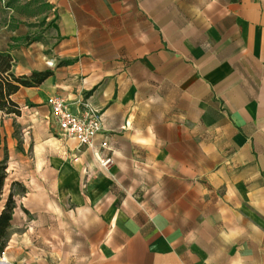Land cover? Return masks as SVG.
<instances>
[{
  "label": "crops",
  "instance_id": "obj_1",
  "mask_svg": "<svg viewBox=\"0 0 264 264\" xmlns=\"http://www.w3.org/2000/svg\"><path fill=\"white\" fill-rule=\"evenodd\" d=\"M14 1L49 29L0 19V52L51 75L0 111L6 182L26 188L11 227L36 240L103 217L124 237L106 264H264V0ZM50 96L100 115L91 147L61 135Z\"/></svg>",
  "mask_w": 264,
  "mask_h": 264
},
{
  "label": "rangeland",
  "instance_id": "obj_2",
  "mask_svg": "<svg viewBox=\"0 0 264 264\" xmlns=\"http://www.w3.org/2000/svg\"><path fill=\"white\" fill-rule=\"evenodd\" d=\"M33 11L34 8H31L30 5L18 6L14 0H0L1 21H6L9 17V20L14 22L16 19L11 15L23 16L26 18L24 23L27 26L36 27L34 33L40 36L43 32L48 31L49 22L42 21L41 18H29ZM23 119L28 120L26 117ZM12 137L16 140L17 149H28L30 152L34 146L32 137L29 134H23L19 126H14ZM53 137L57 138L54 132ZM52 142L55 144V139H52ZM40 144L43 146L44 140H41ZM9 185L10 183L7 181L2 198L7 195ZM127 191L126 188L118 189V196H124ZM15 200H20L18 195L15 196ZM69 207L71 210L73 205L69 203ZM109 225L110 222L103 217L96 222L91 218L80 220L70 214L67 230H59L54 235L44 233L36 240L24 235L23 227L12 226L9 229L6 245L7 247L11 246L8 249L11 252L8 255L1 254L0 260L6 259L10 264H16V262L22 264H106L109 259V241L114 243L124 239L118 232H115V229L109 236ZM97 230H100V237L96 235ZM94 248L95 252H92Z\"/></svg>",
  "mask_w": 264,
  "mask_h": 264
},
{
  "label": "trees",
  "instance_id": "obj_3",
  "mask_svg": "<svg viewBox=\"0 0 264 264\" xmlns=\"http://www.w3.org/2000/svg\"><path fill=\"white\" fill-rule=\"evenodd\" d=\"M11 40L13 42L22 41L23 43H29L35 38L25 36L21 39L12 38ZM12 66L13 58L11 54L8 51L0 52V111L4 114L19 116L20 107L12 101L11 96L21 87H38L51 75V71H33L28 75H15L12 71ZM6 169V157H4L0 160V255L7 245L12 216L16 208L15 196H23L26 192L23 184L18 181H12L7 195L2 198L7 178Z\"/></svg>",
  "mask_w": 264,
  "mask_h": 264
},
{
  "label": "built area",
  "instance_id": "obj_4",
  "mask_svg": "<svg viewBox=\"0 0 264 264\" xmlns=\"http://www.w3.org/2000/svg\"><path fill=\"white\" fill-rule=\"evenodd\" d=\"M50 116L66 139L75 140L78 147H91L96 135L101 130V118L97 112L90 107L79 103L67 102L58 96H50L46 100ZM101 148L106 143H101ZM111 163L110 157L100 160V165L106 167Z\"/></svg>",
  "mask_w": 264,
  "mask_h": 264
},
{
  "label": "water",
  "instance_id": "obj_5",
  "mask_svg": "<svg viewBox=\"0 0 264 264\" xmlns=\"http://www.w3.org/2000/svg\"><path fill=\"white\" fill-rule=\"evenodd\" d=\"M1 263H2V264H7L5 261H0V264H1Z\"/></svg>",
  "mask_w": 264,
  "mask_h": 264
},
{
  "label": "bare ground",
  "instance_id": "obj_6",
  "mask_svg": "<svg viewBox=\"0 0 264 264\" xmlns=\"http://www.w3.org/2000/svg\"><path fill=\"white\" fill-rule=\"evenodd\" d=\"M0 261H4V260H0ZM2 264V263H1Z\"/></svg>",
  "mask_w": 264,
  "mask_h": 264
}]
</instances>
